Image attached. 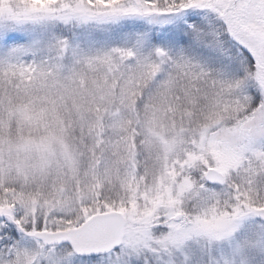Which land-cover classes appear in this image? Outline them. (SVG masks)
I'll return each instance as SVG.
<instances>
[{
	"label": "snow or ice",
	"instance_id": "1",
	"mask_svg": "<svg viewBox=\"0 0 264 264\" xmlns=\"http://www.w3.org/2000/svg\"><path fill=\"white\" fill-rule=\"evenodd\" d=\"M0 264H264V0H0Z\"/></svg>",
	"mask_w": 264,
	"mask_h": 264
}]
</instances>
